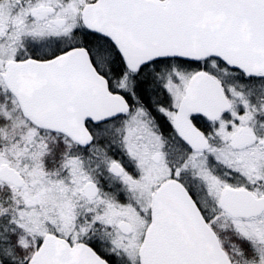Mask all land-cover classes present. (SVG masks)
<instances>
[{"label":"snow or ice","instance_id":"obj_1","mask_svg":"<svg viewBox=\"0 0 264 264\" xmlns=\"http://www.w3.org/2000/svg\"><path fill=\"white\" fill-rule=\"evenodd\" d=\"M0 264H264V0H0Z\"/></svg>","mask_w":264,"mask_h":264}]
</instances>
